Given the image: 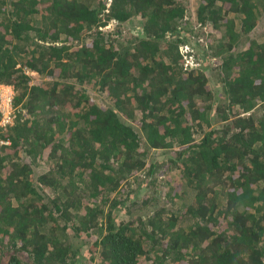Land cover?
Returning <instances> with one entry per match:
<instances>
[{
  "label": "trees",
  "instance_id": "16d2710c",
  "mask_svg": "<svg viewBox=\"0 0 264 264\" xmlns=\"http://www.w3.org/2000/svg\"><path fill=\"white\" fill-rule=\"evenodd\" d=\"M193 9L0 0V264H264V0Z\"/></svg>",
  "mask_w": 264,
  "mask_h": 264
},
{
  "label": "built area",
  "instance_id": "2783aa9c",
  "mask_svg": "<svg viewBox=\"0 0 264 264\" xmlns=\"http://www.w3.org/2000/svg\"><path fill=\"white\" fill-rule=\"evenodd\" d=\"M108 25V24H107ZM105 25V27L107 26ZM186 63H189L191 58L185 56ZM30 76L35 75V72L26 71ZM14 90L9 85L0 84V131L5 130L8 126L14 122L15 114L13 107ZM10 141L8 139H2L0 137V147L2 145H8Z\"/></svg>",
  "mask_w": 264,
  "mask_h": 264
},
{
  "label": "rangeland",
  "instance_id": "374dc122",
  "mask_svg": "<svg viewBox=\"0 0 264 264\" xmlns=\"http://www.w3.org/2000/svg\"><path fill=\"white\" fill-rule=\"evenodd\" d=\"M81 1H83L87 5H91L92 6V5H97L101 0H81ZM188 8H190L189 13L192 15V18L194 19L195 18L194 9H193L194 8V0H188ZM107 24L108 25L106 27H104L103 29H105L106 31H112L114 26L111 23H107ZM260 26L261 27L264 26V21H260V23H259L258 28L261 29ZM260 29H258V31ZM41 81L42 80H41L39 75L35 74V75L32 76L31 82H33V83H41ZM14 114H15V111H14ZM11 125H13V123ZM36 170L38 171L37 168H36ZM38 172H40V173L42 172V167L39 169ZM176 181H178V179Z\"/></svg>",
  "mask_w": 264,
  "mask_h": 264
}]
</instances>
